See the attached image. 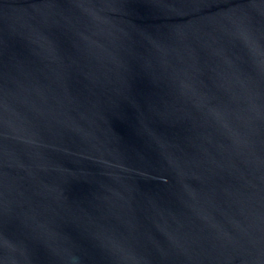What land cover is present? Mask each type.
<instances>
[{
	"label": "water",
	"instance_id": "water-1",
	"mask_svg": "<svg viewBox=\"0 0 264 264\" xmlns=\"http://www.w3.org/2000/svg\"><path fill=\"white\" fill-rule=\"evenodd\" d=\"M0 264H264V0H0Z\"/></svg>",
	"mask_w": 264,
	"mask_h": 264
}]
</instances>
